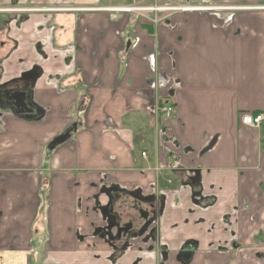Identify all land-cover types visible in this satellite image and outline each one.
Masks as SVG:
<instances>
[{"label":"crops","instance_id":"0c3cea01","mask_svg":"<svg viewBox=\"0 0 264 264\" xmlns=\"http://www.w3.org/2000/svg\"><path fill=\"white\" fill-rule=\"evenodd\" d=\"M163 1L200 10L0 0V86L36 68L41 114L0 108V264H264V127L240 123L264 113V0ZM106 188L163 197L155 248L110 261Z\"/></svg>","mask_w":264,"mask_h":264},{"label":"flooded vegetation","instance_id":"af4514ba","mask_svg":"<svg viewBox=\"0 0 264 264\" xmlns=\"http://www.w3.org/2000/svg\"><path fill=\"white\" fill-rule=\"evenodd\" d=\"M144 1L139 3L135 2L134 6L139 7V4H143ZM154 7H156L155 2L153 5H150V7L143 5L137 12L146 14L148 17L150 16V21L157 23L155 17H153L157 15L154 13ZM140 9H142V11H140ZM20 11L25 12L31 10L23 9ZM36 75L37 69L34 68L30 73L23 74L17 82L13 81L3 87L0 86V92L8 93V96L14 92H25L29 94L32 102L31 90ZM6 101L3 99V102ZM25 103L27 102L25 101ZM22 115L23 116H16L31 120L30 118L35 115V113H26V110L24 109ZM102 191L106 196L105 205L101 206L99 201H97V196L95 198V209L98 210L97 215L101 219L102 224L98 227H94L93 237L99 238L112 250L110 261H117L118 256L123 254L125 250L130 248L132 243L137 240L141 241L140 243L142 244H148L150 246L152 244V247L155 248L156 244L161 240L160 220L164 210L163 197L156 196L155 194L146 197L140 193L129 192L119 188L113 190L106 188ZM158 259L159 261L157 260V263L163 264L161 254H159Z\"/></svg>","mask_w":264,"mask_h":264},{"label":"water","instance_id":"95a60500","mask_svg":"<svg viewBox=\"0 0 264 264\" xmlns=\"http://www.w3.org/2000/svg\"><path fill=\"white\" fill-rule=\"evenodd\" d=\"M135 2L139 3L144 0H134ZM3 99L6 102H3ZM25 101L27 103H25ZM0 108L5 110H10L14 115H22L24 113V109L26 113H35L30 119L36 120L40 118V111L32 104L29 94L25 92H14L8 96V93L0 92ZM33 112V113H32ZM76 131V126L72 125L69 127L63 134L54 138L47 146L49 151H53L57 146L66 142L69 138L71 133Z\"/></svg>","mask_w":264,"mask_h":264},{"label":"built area","instance_id":"2783aa9c","mask_svg":"<svg viewBox=\"0 0 264 264\" xmlns=\"http://www.w3.org/2000/svg\"><path fill=\"white\" fill-rule=\"evenodd\" d=\"M139 8L140 7L128 6V7H123L122 11L112 10V9H116V8H111L109 10L113 11V12L135 13V12L139 11ZM169 9H175V10H169ZM106 10H108V9H106ZM153 10H155V11H157V10L161 11L162 10V11L171 12L173 14V13H185V12L198 11V10H200V8H197V7L192 6V5H183V6H180V8H171L169 6L166 8H159L158 9L156 6L153 8ZM140 11H142V9H140ZM158 110L162 114L165 121L170 120V118L173 114V106L171 104L167 103V104L159 107ZM240 123H241V125L245 126L248 129H251V130L261 129L264 127V113H256V114L255 113H244L240 116ZM141 155H142V157H145L144 153H142Z\"/></svg>","mask_w":264,"mask_h":264},{"label":"rangeland","instance_id":"374dc122","mask_svg":"<svg viewBox=\"0 0 264 264\" xmlns=\"http://www.w3.org/2000/svg\"><path fill=\"white\" fill-rule=\"evenodd\" d=\"M154 2H155V4H156V6H157V8L159 9V8H166V7H171V8H180V6H183V5H185V4H178V5H173V4H169V3H167V2H165V1H163V0H150L149 2H143V4H139V7H142L143 5H145L146 7H150V5H153L154 4ZM150 3V4H149ZM196 7V6H195ZM237 7H239V6H237ZM237 7H235V8H237ZM249 7V6H248ZM199 8V7H198ZM253 8V7H252ZM45 9H47V8H43V7H39V8H32V9H29V10H34V11H42V10H45ZM121 9V8H120ZM120 9H112V10H114V11H117V10H120ZM169 10H175V9H169ZM177 10V9H176ZM143 13H145V12H143ZM154 13L155 14H157V15H165V14H169V13H171V12H167V11H159V10H157V11H154ZM39 237V236H38ZM239 237H236V239L237 240H239L238 239ZM241 245V244H240ZM240 245H239V248H240Z\"/></svg>","mask_w":264,"mask_h":264},{"label":"bare ground","instance_id":"6f19581e","mask_svg":"<svg viewBox=\"0 0 264 264\" xmlns=\"http://www.w3.org/2000/svg\"><path fill=\"white\" fill-rule=\"evenodd\" d=\"M118 9V8H117ZM120 9V8H119ZM123 8H121L120 10H117V11H122Z\"/></svg>","mask_w":264,"mask_h":264},{"label":"trees","instance_id":"16d2710c","mask_svg":"<svg viewBox=\"0 0 264 264\" xmlns=\"http://www.w3.org/2000/svg\"><path fill=\"white\" fill-rule=\"evenodd\" d=\"M256 114V113H255Z\"/></svg>","mask_w":264,"mask_h":264}]
</instances>
